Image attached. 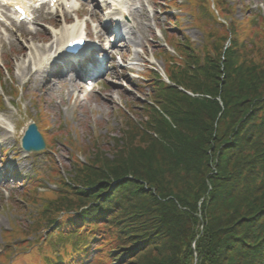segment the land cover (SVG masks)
<instances>
[{
    "label": "trees",
    "instance_id": "16d2710c",
    "mask_svg": "<svg viewBox=\"0 0 264 264\" xmlns=\"http://www.w3.org/2000/svg\"><path fill=\"white\" fill-rule=\"evenodd\" d=\"M202 3L218 29L205 56L177 43L184 61L167 70L170 84L154 73V105L130 109L144 120L124 114L118 135H98L38 200L29 233L51 230L26 244L60 250L44 264H264V19L251 29L253 16L228 19L219 0ZM248 32L258 35L250 46Z\"/></svg>",
    "mask_w": 264,
    "mask_h": 264
},
{
    "label": "rangeland",
    "instance_id": "374dc122",
    "mask_svg": "<svg viewBox=\"0 0 264 264\" xmlns=\"http://www.w3.org/2000/svg\"><path fill=\"white\" fill-rule=\"evenodd\" d=\"M119 1L123 2L129 18L122 25L113 22L117 14L111 0H72L73 8L58 7L53 13L44 8L36 11L34 22L29 24L16 25L10 19L7 23L0 22L3 100L0 104V264H44L47 258L57 260L60 250H39L40 246L26 244H38L51 230L29 233L37 220L34 217L40 206L38 200L41 202L57 190L59 172L67 180L66 171L74 168L73 162L77 159L85 162L89 155L84 148L89 146L93 152L89 143L101 141L96 138L98 135L109 131L108 134L117 136L124 114L136 121L144 120L140 112L134 116L130 109L141 111L144 105H154L156 91L151 85L154 73L170 84L167 70L184 61L176 51L177 43L188 41L204 55L205 46L217 40V26L208 21V5L204 6L202 0ZM219 2L228 19L253 16L251 29L259 27L260 19H264V0ZM214 5L211 3L210 7ZM78 15L80 20H76ZM219 18L224 20L221 15ZM70 22L71 25H66ZM72 26L79 32L86 27L93 44L108 51L107 70L95 80L83 81L78 75L85 76L84 71L76 73L74 66L66 73L57 70L59 61L62 66L66 61L57 62L54 46ZM105 27L110 30L105 32ZM243 36L249 46L258 39L257 33L252 36L243 33L241 40ZM163 51L177 61L168 60ZM47 54L53 61L49 68L39 71L37 64ZM251 58L261 60L255 54ZM31 121L37 123L46 138L52 139L49 150L32 153L23 150L21 139ZM44 122L48 126L43 129ZM109 144L107 140L99 142L103 149ZM212 153L207 151L208 156ZM32 188H37L39 196ZM147 190L156 194L154 189ZM64 217L59 216L57 223ZM57 227L54 225V230ZM7 249L10 251L6 253ZM154 256L152 253L150 258ZM86 258L80 264H92V256Z\"/></svg>",
    "mask_w": 264,
    "mask_h": 264
},
{
    "label": "water",
    "instance_id": "95a60500",
    "mask_svg": "<svg viewBox=\"0 0 264 264\" xmlns=\"http://www.w3.org/2000/svg\"><path fill=\"white\" fill-rule=\"evenodd\" d=\"M21 144L27 152H42L46 149L44 139L33 121L27 125Z\"/></svg>",
    "mask_w": 264,
    "mask_h": 264
},
{
    "label": "bare ground",
    "instance_id": "6f19581e",
    "mask_svg": "<svg viewBox=\"0 0 264 264\" xmlns=\"http://www.w3.org/2000/svg\"><path fill=\"white\" fill-rule=\"evenodd\" d=\"M111 1H113V0H111ZM114 5L116 6L117 9H119V11H122L123 9H125L123 4H121L117 1H114ZM122 15L124 17V14H122ZM72 27H73L72 29H68L60 35V38L58 39V43L54 47H57V46L64 47V44H66L69 39L83 35V33L79 32V30L76 27H74V26H72ZM109 30L110 29L107 27L104 28L105 32H108ZM44 57H46V56H44ZM42 58L43 57L40 58V61L37 64L38 65L37 68L39 69V71L44 68V66L42 67V64H41ZM0 59H2V58L0 57ZM1 62H2V60H1ZM33 65L36 67V63H34ZM48 68H49V66H48ZM48 68H45V69H48Z\"/></svg>",
    "mask_w": 264,
    "mask_h": 264
}]
</instances>
